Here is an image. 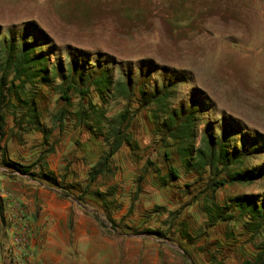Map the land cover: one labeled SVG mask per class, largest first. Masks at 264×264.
<instances>
[{"label": "rangeland", "instance_id": "1", "mask_svg": "<svg viewBox=\"0 0 264 264\" xmlns=\"http://www.w3.org/2000/svg\"><path fill=\"white\" fill-rule=\"evenodd\" d=\"M30 23L44 32L48 47L64 58L68 50L78 49L90 58L109 56L119 64L149 61L187 75L191 82L176 89L175 104L196 91L207 96L211 105L210 111L200 116L196 147L202 142L206 125L219 135L223 117L241 124L244 132L264 139V0H0V39L10 30H17L21 37L24 28L31 31ZM34 44L39 48L38 55L49 56L42 39H35ZM3 59L0 54V77L10 72L11 80L14 70H3ZM29 89L31 94L37 93L41 122L52 133L44 146L40 132L26 133L22 130L28 127L25 123L22 129L15 125L13 113L21 117L23 106L8 108L6 102L2 104L6 122L4 136L0 135V203L5 221L0 217V256L4 264H44L39 259L45 240L37 235L38 220L29 217L26 200L16 193L12 182L20 184L19 188L44 186L62 203L73 205L67 226L70 237L65 233L60 237L70 247L65 246L62 254L86 264H242L264 248V231L252 242L244 228L245 218L208 227L204 212L205 198L209 204L224 206L239 195L264 194V180L229 183L215 193L208 187L211 175L195 183L198 176L179 157L178 146L155 135L147 109L130 122L132 146H123L114 157L111 169L115 174L99 177L91 189L102 193L115 190L108 205L88 195L87 205L82 206L57 187L52 189L18 173L4 176L2 172L8 173L1 163L4 148L8 159L23 165L36 161L44 149H53L41 164L46 163L59 180L66 176L67 186L85 185L90 170L106 150L104 136L90 133L78 122L75 113L82 103L81 95L74 93L67 102L53 87ZM15 91L21 93V89ZM84 99L87 106L89 99L103 105L94 90ZM125 103L123 98L109 99L104 105L107 117L121 111ZM61 110L67 112L65 121L57 119ZM167 152L180 168L181 177L164 182ZM149 162V172L140 180ZM263 163L261 154L250 165ZM17 202L22 203L32 233L30 248L15 261L6 257L5 248L11 244L7 222L16 212ZM52 224L51 220L44 222L45 236ZM147 229L162 232L164 238L144 234ZM184 229L192 236L190 242L181 237Z\"/></svg>", "mask_w": 264, "mask_h": 264}, {"label": "trees", "instance_id": "2", "mask_svg": "<svg viewBox=\"0 0 264 264\" xmlns=\"http://www.w3.org/2000/svg\"><path fill=\"white\" fill-rule=\"evenodd\" d=\"M27 25L30 26L31 31L28 28L21 29V37L17 36V30H10L8 33L10 36L1 35L0 39V54L5 64L2 68L14 70L11 80L10 72L0 77V135L4 136L2 131L6 119L1 108L6 102L8 108L21 105L25 110L21 117L16 112L13 113L15 125L22 129V124L25 123L28 127L22 129L23 131L40 132L44 137L43 145L48 144L52 131L46 129L41 122L36 101L37 93L33 91L31 94L30 89L28 91L29 87L34 86L38 89L39 86H48L60 90L61 98L67 102L71 101L74 93L82 96V103L75 113L78 122L81 126H86L90 133L104 136L106 150L90 170L85 185L67 186L66 176H61L59 180V177L48 169L46 163L41 164L53 149H44L36 161L23 165L8 159L4 148V152H1V163L8 171V173L2 172L4 176L18 173L52 189L57 187L64 196L73 197L82 206L87 205L88 195L97 197L104 205H108L109 198L116 194L115 190L102 193L91 189L99 177L115 174L111 169L114 157L123 146H132L130 122L135 115L147 109L152 116L155 135L163 142L170 140L178 146L179 157L186 163L189 171L198 176L195 183H200L203 181V176L209 174L212 178L208 187L212 189V193H215L219 187L229 183L254 184L264 180V163L257 167L250 165L253 159L264 154L263 137L244 132L241 124L230 118H222L219 135L211 126L206 125L202 142L196 147L200 116L209 112L211 105L207 96H202L196 91H191L186 101L175 104L176 89L191 82L187 75L175 69L160 68L149 61L119 64L109 56L90 58L85 51L78 49H70L66 52L65 57L68 58L66 63V58L54 48L48 47L44 39L46 36L37 25L31 23ZM35 39L44 41L49 56L38 55L39 48L34 44ZM117 70L119 73H116ZM16 82L19 84L17 85ZM16 89H21V93L15 91ZM92 90L96 91L103 105L89 99L87 106L84 98H88ZM24 95L27 97L24 98ZM113 98H123L126 103L113 117H107L108 109L104 105ZM66 115L67 112L61 110L57 119L65 121ZM165 160L168 164V174L162 179L164 182H168L166 178L178 180L181 171L174 165L170 153L165 154ZM147 164L140 180H143L149 172L151 163ZM35 169H38L37 173ZM205 199L204 212L208 216V227L220 223H232L238 217H242L246 219L244 228H247L246 231L251 234L249 239L252 242L263 234L264 194L239 195L229 199L224 206L215 202L209 204V199ZM0 217L4 222V209L1 203ZM108 219L114 222L109 216ZM99 222L102 227L108 228L104 221ZM115 227L113 225L112 228L116 230ZM144 234L164 238L163 233L156 230L147 229ZM181 237L189 242L192 240V236L185 229ZM242 264H264V248H259L253 259H248Z\"/></svg>", "mask_w": 264, "mask_h": 264}, {"label": "crops", "instance_id": "3", "mask_svg": "<svg viewBox=\"0 0 264 264\" xmlns=\"http://www.w3.org/2000/svg\"><path fill=\"white\" fill-rule=\"evenodd\" d=\"M12 184H14L13 189L16 193L24 196L29 217L32 221L34 217L36 221L38 220V222H36L37 235L40 237L43 235L42 240H45L44 246L39 251V259L41 262L44 264H86L83 261H78L77 259H72L62 254L65 246L70 247L68 242L64 244L60 237L63 233H65L67 237H70L67 226L73 205L70 203H62L58 200L57 195H51L44 186L19 188L20 184L16 182H12ZM39 208H42V210L37 212ZM46 220H51L54 222V225L52 224V228L50 229L51 232L45 236L47 230H43L42 227ZM0 235H2L1 220ZM0 264H4V258L1 256Z\"/></svg>", "mask_w": 264, "mask_h": 264}, {"label": "built area", "instance_id": "4", "mask_svg": "<svg viewBox=\"0 0 264 264\" xmlns=\"http://www.w3.org/2000/svg\"><path fill=\"white\" fill-rule=\"evenodd\" d=\"M15 213H11V217L8 218V226L12 235L11 244L5 248L6 257L11 256L16 261L19 259L22 251L27 252L26 250L30 248V236L31 229L29 223L26 221V215L22 207L21 202L15 203ZM14 211V210H13ZM5 216V215H4ZM28 256V255H26ZM33 257V255H32Z\"/></svg>", "mask_w": 264, "mask_h": 264}]
</instances>
